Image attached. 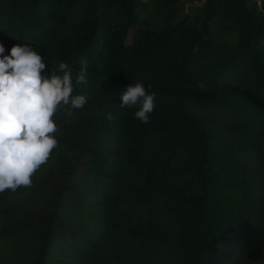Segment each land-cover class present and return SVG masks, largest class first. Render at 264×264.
I'll return each mask as SVG.
<instances>
[{
  "label": "trees",
  "instance_id": "obj_1",
  "mask_svg": "<svg viewBox=\"0 0 264 264\" xmlns=\"http://www.w3.org/2000/svg\"><path fill=\"white\" fill-rule=\"evenodd\" d=\"M180 1L0 0L5 55L89 69L31 187L0 193V264H264V0ZM137 82L148 123L120 106Z\"/></svg>",
  "mask_w": 264,
  "mask_h": 264
},
{
  "label": "clouds",
  "instance_id": "obj_2",
  "mask_svg": "<svg viewBox=\"0 0 264 264\" xmlns=\"http://www.w3.org/2000/svg\"><path fill=\"white\" fill-rule=\"evenodd\" d=\"M44 75L45 58L31 45L16 44L5 55L0 43V193L31 187L33 175L58 146L53 117L63 110L71 116L88 98L73 94L76 85L89 83L86 59L73 80L72 68L61 60ZM156 93L140 82L127 87L121 107L138 106L135 118L148 123L155 110ZM111 121V113L107 114Z\"/></svg>",
  "mask_w": 264,
  "mask_h": 264
},
{
  "label": "rangeland",
  "instance_id": "obj_3",
  "mask_svg": "<svg viewBox=\"0 0 264 264\" xmlns=\"http://www.w3.org/2000/svg\"><path fill=\"white\" fill-rule=\"evenodd\" d=\"M205 4H206V0H181L180 3L178 4L177 10L174 11V13L177 16L176 21H180L189 13H194L198 11ZM262 4H263V0H257L255 2L254 1L251 2V6L257 12L262 11ZM161 22L162 20L159 21V23ZM141 34H142V30L141 28H139L131 34L129 40H135L136 38L140 37Z\"/></svg>",
  "mask_w": 264,
  "mask_h": 264
}]
</instances>
